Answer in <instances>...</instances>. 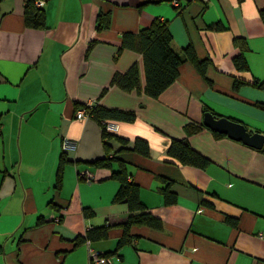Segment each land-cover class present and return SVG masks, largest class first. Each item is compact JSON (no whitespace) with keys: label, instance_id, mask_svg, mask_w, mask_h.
<instances>
[{"label":"crops","instance_id":"1","mask_svg":"<svg viewBox=\"0 0 264 264\" xmlns=\"http://www.w3.org/2000/svg\"><path fill=\"white\" fill-rule=\"evenodd\" d=\"M25 4L0 0V264H89V248L110 256V264H264V153L205 128L184 130L188 121L202 122L206 108L264 133V109L252 103L264 102V91L250 84L232 89L234 77L264 79V0H178L179 8L171 0H44V28L25 24ZM106 11L108 27L97 28V15ZM154 18L168 21L175 49L191 46L198 59L210 60L205 75L185 60L157 98L108 86L133 62L143 84L140 54H118L117 47L124 31ZM216 22L221 29L207 27ZM234 37L246 42V69L233 64ZM84 103L134 110V121L118 122L115 132L126 143H108L89 117L77 120ZM64 136L77 146L66 151L71 161L56 193ZM183 136L209 159L205 167L168 160L170 139ZM137 137L147 141V155L131 149ZM120 146L131 149L121 155L128 177L160 225H132L128 241L116 245L130 212L113 201L118 180L94 161L120 155ZM84 169L95 179L79 178ZM165 180L177 194L171 205L159 190ZM104 225V238L73 246L87 228Z\"/></svg>","mask_w":264,"mask_h":264},{"label":"trees","instance_id":"2","mask_svg":"<svg viewBox=\"0 0 264 264\" xmlns=\"http://www.w3.org/2000/svg\"><path fill=\"white\" fill-rule=\"evenodd\" d=\"M25 1L26 4L23 10L25 24L32 28H44L45 12L43 7L37 6L34 2L35 0ZM200 5V12H202L206 8L207 3L201 2ZM175 7L179 8V6ZM259 16L264 21V7L259 9ZM96 22L97 28L102 26L108 27L110 22L109 11L99 13L96 17ZM207 27L213 30L221 29V25L218 22L210 24ZM233 40L238 48L237 53L232 57L233 64L238 70L246 69L247 65L242 55V52L247 48L246 42L244 38L241 37H234ZM124 49L133 50L140 54L144 73L143 84H141L138 63L133 62L124 72L114 73L108 86H117L124 91H143L146 95L153 98H157L174 82L178 76L179 67L185 60H189L202 76L205 75L206 67L208 63H210L209 59H198L191 46L181 48L180 50L175 49L172 46V35L168 29V21L166 19L161 20L154 18L149 25L140 28L136 32L124 31L121 34L120 43L117 47V53L119 54ZM242 84H250L264 91V79L252 78L250 80H245L241 77H234L232 89L237 91L239 86ZM108 86L103 88V92L107 90ZM252 103L264 109V102L252 101ZM77 106H79V104L76 103V108ZM83 106L86 108L87 116L100 125L102 135L105 138L119 137L113 132L104 130L102 124L103 120L113 122H132L136 118V113L132 109L108 107L100 103H93L91 105H86V103H84ZM206 111L208 110L204 108L203 112ZM213 114L216 115L215 113ZM203 128L210 130L216 137L227 136L225 133H220L210 129L202 122L188 121L184 124L186 135L196 133ZM246 129L248 130L247 127ZM248 131L251 132L250 130ZM119 139L121 142L126 143L125 139ZM104 146L107 149L105 143ZM131 149L143 155H147L148 143L145 139L137 137L134 139V145ZM131 149L120 146V149L118 150L120 155H116L115 152L110 156L108 155L94 161L98 167L110 170V176L118 180L119 187L116 190L113 201L126 203L130 212L126 221L121 223L123 236L116 245H120L128 241V231L132 225H147L151 227H157L160 225L159 218L144 211L145 205L140 201L138 196V185L128 177L127 165L122 160L121 155H123L124 152H129ZM257 150L264 153V143L263 146ZM166 154L170 158L168 160L173 163L175 162L203 168L209 162V159L206 156L195 150L190 145L187 136L180 138L172 137ZM70 161L71 160L68 159L66 152L61 150L54 173V190L56 193L59 192L61 188L64 166ZM114 162L118 165L117 169H112V164ZM94 179L95 175L93 177V180ZM171 184V181L165 180L164 185L159 188L163 196V202L167 205L174 204L177 200V194L171 189ZM49 203L52 208H58L55 206L53 200H50ZM205 204L208 205L207 202H205ZM83 210L85 215H87L89 211L87 212L84 208ZM106 233L107 228L105 225L101 227L87 228L84 235H80L72 241L73 246L79 242L91 240L94 237L104 238Z\"/></svg>","mask_w":264,"mask_h":264},{"label":"water","instance_id":"3","mask_svg":"<svg viewBox=\"0 0 264 264\" xmlns=\"http://www.w3.org/2000/svg\"><path fill=\"white\" fill-rule=\"evenodd\" d=\"M202 123L212 130L225 133L228 137L241 141L250 147L259 149L264 143V133L259 131L249 132L245 125L226 116L214 115L206 111Z\"/></svg>","mask_w":264,"mask_h":264},{"label":"built area","instance_id":"4","mask_svg":"<svg viewBox=\"0 0 264 264\" xmlns=\"http://www.w3.org/2000/svg\"><path fill=\"white\" fill-rule=\"evenodd\" d=\"M35 4L39 7H43L44 0H35ZM171 2L174 5H178V0H171ZM86 105H91V103ZM74 117L77 120H83L85 118H88L87 113H86V108L80 107L79 109H76L74 112ZM103 128L106 131L113 132L115 133L118 128V122H113V121H102ZM77 146V141L73 138H70L68 136H64L61 139V149L63 151H72L76 148ZM112 155V153H109V156ZM79 178L85 179L86 181H91L93 180L94 174L89 171L88 169L84 170H79L78 171ZM92 263H97V264H110L111 263V258L108 255H101L96 251H93L89 248V264Z\"/></svg>","mask_w":264,"mask_h":264},{"label":"rangeland","instance_id":"5","mask_svg":"<svg viewBox=\"0 0 264 264\" xmlns=\"http://www.w3.org/2000/svg\"><path fill=\"white\" fill-rule=\"evenodd\" d=\"M82 107H83V106H82ZM106 140L108 141V143H110V142H111V140H110V139H108V138H107Z\"/></svg>","mask_w":264,"mask_h":264}]
</instances>
